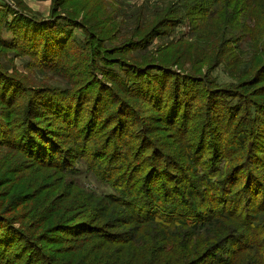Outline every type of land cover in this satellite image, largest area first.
I'll return each mask as SVG.
<instances>
[{
	"label": "trees",
	"instance_id": "trees-1",
	"mask_svg": "<svg viewBox=\"0 0 264 264\" xmlns=\"http://www.w3.org/2000/svg\"><path fill=\"white\" fill-rule=\"evenodd\" d=\"M110 1L53 0L47 19L0 3L2 54L31 55L28 70L68 83L25 87L0 64V264H264V0L120 4L92 30L86 8L104 15ZM179 15L196 21L188 35L138 56L147 61L121 56L168 35ZM94 86L116 98L98 89L84 114ZM57 96L80 115L43 114ZM101 122L110 128L95 134ZM79 158L113 192L63 182ZM55 172L60 184H48Z\"/></svg>",
	"mask_w": 264,
	"mask_h": 264
},
{
	"label": "rangeland",
	"instance_id": "rangeland-1",
	"mask_svg": "<svg viewBox=\"0 0 264 264\" xmlns=\"http://www.w3.org/2000/svg\"><path fill=\"white\" fill-rule=\"evenodd\" d=\"M23 2L22 4L27 7L32 13L33 16L35 15L37 18L39 19H47L51 14V8H52V4H53V0H0L1 3V7L2 8H6L5 5H8L10 7H15L16 9H18L17 7L19 6L17 2ZM115 1V2H114ZM169 2V5H173L175 7V9H179V8H183L182 11L186 12L187 9H185V7H181L183 4L185 3V0H111L109 3H111L110 5H108L109 9H106V13L104 15H96L94 12V10H89L90 8H86V19L85 21H87L91 26H92V30L101 27L102 25L100 24L102 18H105L106 16H108L109 20L112 18V16H115L117 14H120V11H117L120 8V4L126 8V12H130V8H135L136 6H141L143 4L148 3V5L151 7V9L157 11V7L156 6H160L163 7V4L165 2ZM72 2L69 1V3H67V5L65 7H62V9L58 10V13H61L62 15H64V12L69 8V5L71 6ZM4 5V6H3ZM184 6V5H183ZM166 7V6H165ZM169 7V6H168ZM71 8V7H70ZM69 8V9H70ZM113 8V10H111ZM19 10V9H18ZM150 9L147 8L146 9V16L150 15ZM104 10L101 11V13H103ZM114 12V13H113ZM40 13V14H39ZM46 14V15H45ZM85 15V12H80L78 13L77 17L80 19H82V17ZM178 20L179 23L176 26H173L172 29L169 30V34L164 36V37H157L154 39L153 43L150 45L149 48H147L146 50H137V51H132L130 53H127L126 55H121L123 57H132L135 59V61H147L148 59L145 57H138V56H142V54H147L150 52L155 51L160 45H164L166 44V42L171 41L173 38H177L181 35H188L189 34V30H191V26H193L195 24V19H192L191 17H183L181 15L178 16ZM120 20V17L118 20H111L110 22H108L106 24V27H111V22L113 24H117V22ZM95 21L97 23H99L98 25H95ZM75 33L78 35V37L80 39H84L85 35H86V31L81 28V27H76L74 28ZM112 32V30H111ZM123 33V32H122ZM126 33V32H125ZM4 34L5 36L10 37V33L7 30H4ZM123 35H117L115 38H106L104 41V45L108 48H113L112 50H115L117 48V46H120L122 43H124L125 41L128 40V38L126 36ZM192 35V34H190ZM95 37L97 38V35H95ZM71 46V45H70ZM4 52V49H0V64L9 68L10 70H18L19 74L22 75V80L25 83V87L29 86V85H35V87H40L41 89H43L46 86H59V87H65L68 83H65V81L60 78H58V74L59 73H55L54 71H43L40 72L38 69H27V65L29 62H34V57L28 54H25L23 56H19L18 53L19 51H13V50H9L7 51V54H2ZM6 55V56H5ZM7 58H5V57ZM120 55H114V57H119ZM73 58H70V61ZM130 62H133V60L130 58ZM145 65V64H144ZM138 69V67L136 68ZM172 71H178L179 70L177 68H174ZM48 75L52 76L48 77ZM214 75L218 77L219 82L224 83L229 81V76L223 71V67H219L215 72ZM99 78H101V75H99ZM173 79H171V83L172 84ZM36 87V88H37ZM100 89L102 92V94L104 95L105 98H116L114 95H110L108 92L107 93H103V90L97 86H94V89L91 93L92 96V100L91 101H87V105H85L84 109H83V113L86 114L87 109H91V104L93 102V96H94V91L97 92V90ZM98 96V95H97ZM88 97V96H87ZM85 97V98H87ZM99 97H102L101 95H99ZM84 98V99H85ZM83 99V100H84ZM114 100V99H113ZM70 100H66L63 99L60 96L54 97V98H50L48 99V101L46 103H44V112L43 114H49L51 115H57L60 114L62 115L64 112L66 114H71V113H76L78 115H80V108L79 107H74V104H71L70 106H67L66 103H70ZM55 106V111L54 112H48L46 111V109L48 107H54ZM56 106L57 109H56ZM90 106V108H89ZM98 106H102V103L98 104ZM59 111V113H58ZM57 113V114H56ZM82 113V114H83ZM84 114L82 116H84ZM95 117V115H94ZM54 118V117H53ZM52 118H47L46 116L44 118H42L43 121H47L49 122V120ZM95 120V119H94ZM88 123V122H87ZM49 124V123H48ZM80 126L83 125V123L79 124ZM101 129H98L96 133H102V135H104L106 132H108L110 126H108V123L104 125V123L101 122L100 124ZM104 126V127H103ZM108 126V127H107ZM52 152V151H51ZM50 152V153H51ZM95 157H91V160H95ZM91 161L90 159L88 161H86L83 158H79L78 161H76V174L73 176H69L66 177L65 180L63 182H69L71 180H76V182L82 186L88 187L96 192H98L99 194H107V193H111L113 192V189L110 185H108V183L101 179L100 177H98L92 170L91 168ZM15 178H17V176H15ZM61 178L60 175L58 173H53L52 176H50L48 178V184H60L59 183V179ZM165 178H162L161 181H164ZM5 188H9L8 186H6ZM20 194V193H19ZM18 194V195H19ZM10 208V207H8ZM27 206L23 205L21 207L15 208L13 211H11V215L13 214H19V216L21 215L22 212L27 211ZM55 221L54 217H50V219L45 222L42 226L36 228V232L41 233L46 224H52ZM72 238V237H69ZM47 248V252H53L52 250L55 249V245H53L52 243L50 245H46ZM19 263V259H16V263Z\"/></svg>",
	"mask_w": 264,
	"mask_h": 264
},
{
	"label": "crops",
	"instance_id": "crops-1",
	"mask_svg": "<svg viewBox=\"0 0 264 264\" xmlns=\"http://www.w3.org/2000/svg\"><path fill=\"white\" fill-rule=\"evenodd\" d=\"M4 6V5H3ZM40 14V13H39ZM46 15V14H45Z\"/></svg>",
	"mask_w": 264,
	"mask_h": 264
}]
</instances>
